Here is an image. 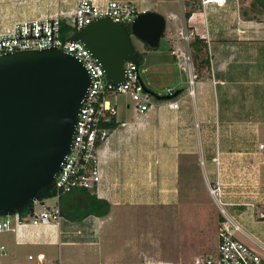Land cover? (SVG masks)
Returning <instances> with one entry per match:
<instances>
[{"label":"crops","instance_id":"0c3cea01","mask_svg":"<svg viewBox=\"0 0 264 264\" xmlns=\"http://www.w3.org/2000/svg\"><path fill=\"white\" fill-rule=\"evenodd\" d=\"M124 1L134 3L140 13L157 12L171 21L170 48L147 57V64L148 73L152 70L172 77L173 84L168 88L176 90L180 107L172 110L165 101L159 100L157 107L144 116L132 112L129 117H119L127 126L113 129L101 151L103 179L94 194L110 203L108 216L97 217L98 220L92 216L82 221L66 220L60 225L28 227L21 232L6 231L9 239L2 242L5 245L0 244V258L7 262L20 264L27 257L29 264H179L176 259L157 260L148 253L141 254L140 259L133 248L138 244V236L133 235L134 225L130 226V237L126 238L124 247H117L116 242L123 240L119 234L121 226L117 229L111 222L106 223L107 218H129L134 207L173 204L180 210L181 177L196 161L209 168L213 184L231 178L226 169L231 167L236 153L246 156L251 167L260 168L264 173V149L256 145L255 139L259 133L258 121L264 120V61L261 60L264 32H260L264 30V11L258 20L232 14L220 23L212 16L204 19L202 11H191L187 0ZM187 12H191L189 19L185 16ZM10 17L0 13V32L22 21ZM232 20L237 24L226 26ZM184 25L195 31L206 45L202 50L192 45L195 40L191 44L198 76L193 97L188 95L187 77L171 55V49L184 48L179 38ZM203 61L206 63L201 66ZM172 63L178 72L171 68ZM224 204L230 209L229 204ZM241 219L264 223L251 216H241ZM239 234L241 241L264 257L253 236L245 232L248 239H242ZM25 247L28 254L23 250ZM41 254L44 259L39 261L37 256ZM31 255L33 259H29Z\"/></svg>","mask_w":264,"mask_h":264},{"label":"water","instance_id":"95a60500","mask_svg":"<svg viewBox=\"0 0 264 264\" xmlns=\"http://www.w3.org/2000/svg\"><path fill=\"white\" fill-rule=\"evenodd\" d=\"M253 1L264 10V0ZM166 26L157 12L139 14L130 29L101 18L69 41L83 43L118 84L127 62L143 61L131 37L156 51ZM90 84L84 64L62 48L0 56V217L27 209L53 189Z\"/></svg>","mask_w":264,"mask_h":264},{"label":"built area","instance_id":"2783aa9c","mask_svg":"<svg viewBox=\"0 0 264 264\" xmlns=\"http://www.w3.org/2000/svg\"><path fill=\"white\" fill-rule=\"evenodd\" d=\"M210 4L225 7L228 0H203V5ZM139 14L137 6L130 1L77 0L75 8L68 14L16 22L0 32V56L21 51L62 48L79 59L91 77V84L79 113L71 152L65 157L53 186L56 204L50 206L39 200L33 204L32 214L27 217L20 212L0 217V232H21L28 227L60 225L66 221L59 205L61 197L76 189L97 194L103 179L100 154L113 131L109 126L113 123L127 126L126 122L119 120L118 105L114 99L119 95L129 96L133 106L127 104L126 108L132 109L140 117L155 109L159 100H162L163 97L155 95L145 86L142 73H146V69H142V66L127 62L125 80L114 84L106 78L105 70L83 43L69 41L74 34L101 18H110L130 29ZM63 22L71 27V35L67 39L62 38ZM179 38L184 43V48L171 49V55L187 77L190 87L188 95L193 97L198 76L191 44L197 38L196 32L184 25L179 31ZM139 52L144 56L149 51L146 49ZM165 97L168 99L162 101L170 109H179L180 100L177 99L174 88H167ZM260 149H264V144L260 145ZM219 191L220 188L211 189L213 195H218ZM36 204H42V208L37 209ZM222 213L227 215L226 208H222ZM238 233H245L242 225L233 217L224 218L218 233L216 256L197 257L193 264H264L263 255L241 241L237 237ZM29 259H33V256H29ZM37 259L42 261L44 255H38Z\"/></svg>","mask_w":264,"mask_h":264},{"label":"rangeland","instance_id":"374dc122","mask_svg":"<svg viewBox=\"0 0 264 264\" xmlns=\"http://www.w3.org/2000/svg\"><path fill=\"white\" fill-rule=\"evenodd\" d=\"M76 1L0 0V13L8 14L9 17L11 15L22 21L43 16L61 15V13L68 14L75 8ZM186 3L191 11H202L204 19L212 16L217 18L218 22L232 14H239V18L248 15L258 20V15L262 14L261 11H264L253 0H228L225 7L217 8L216 6L212 7L213 9L203 5V0H187ZM211 11H213L212 14ZM218 22H216L217 25ZM234 24H237L236 20L226 26L231 25L232 27ZM172 27L171 21L167 19L166 34L161 40L159 49L153 52L148 50V53L151 52L152 54L144 55L142 65V69H148L147 73H142V80L153 89L151 90L155 94L161 97L166 96V89L173 84L172 77L156 74L152 70L148 73L150 67L147 64V57L150 58L154 54L167 51L170 48L169 40L172 36H169V33L173 29ZM260 32H264V30ZM131 39L137 50H146L142 42L135 36H132ZM262 53L264 54L263 51ZM261 57L262 55L259 59ZM261 60L264 61V55ZM171 68L178 72L177 66L173 63ZM114 100L117 102L120 118L131 116L133 110L126 108L127 104L133 106L129 96L119 95ZM258 122L260 124L256 130L259 133L255 139L258 143L256 145L260 148V145L264 144V120ZM245 157L237 153L233 156L231 167L228 170L226 169L227 173L231 175L227 182L210 183L209 168L200 165L198 161L193 163L192 168H186V172H183L181 177L180 210L173 204L167 207H134L131 210L133 214L129 218L125 219L119 216L111 218L109 216L106 223L111 222L117 229L121 226L119 234L123 240L121 243L116 242L117 247H124L126 238L130 237V226L134 225L133 235L138 236V244L136 249V245L133 248L134 251H138L140 259L141 254L148 253L157 260L176 259L179 264H193L197 257L216 256L220 226L224 218L227 219L228 216H233L242 225L245 232L255 238L260 250L264 253V223H249L247 220L241 219V216H251L257 221H264V179L262 177L264 173L261 172L260 168L251 167ZM212 188H220L219 194L213 195L211 193ZM44 203L52 206L56 203V200L54 198L46 199ZM224 203L229 204L230 209ZM36 208L41 209L42 204H36ZM222 208H226L227 215L222 213ZM92 218L95 219L96 217ZM110 218L111 221L108 220ZM7 233L0 232V244L9 239ZM239 236L242 239H248L247 235L243 233H240ZM1 245L5 244L2 243ZM23 250L28 254V247ZM9 263L15 264L13 261L7 262L6 259L0 258V264ZM20 264H29L27 257L26 260L22 259Z\"/></svg>","mask_w":264,"mask_h":264},{"label":"trees","instance_id":"16d2710c","mask_svg":"<svg viewBox=\"0 0 264 264\" xmlns=\"http://www.w3.org/2000/svg\"><path fill=\"white\" fill-rule=\"evenodd\" d=\"M186 18L189 19L191 17V12L186 13ZM71 35V27H69L65 22L62 23V38L67 39ZM193 46H198L202 50L206 47L204 43L200 39H195ZM147 50L154 51L148 46H145ZM196 55V54H195ZM144 60L140 64L143 65ZM206 63L203 61L201 66ZM153 93V91H151ZM155 94V93H154ZM156 95V94H155ZM118 125L113 123L109 127L115 129ZM55 197V190L54 188L45 193L41 198L40 201L44 202L46 199H51ZM61 212L63 216L67 220L71 221H82L89 216H96V217H106L110 213L111 205L106 200L98 199L95 195L85 189H76L71 193L65 194L61 197L59 202ZM34 209V205H30L27 209H24L20 212L21 215L27 217L32 214Z\"/></svg>","mask_w":264,"mask_h":264}]
</instances>
